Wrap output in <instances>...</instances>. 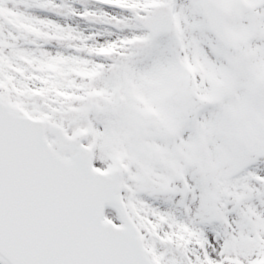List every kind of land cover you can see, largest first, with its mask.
Returning <instances> with one entry per match:
<instances>
[{
	"label": "snow or ice",
	"instance_id": "snow-or-ice-1",
	"mask_svg": "<svg viewBox=\"0 0 264 264\" xmlns=\"http://www.w3.org/2000/svg\"><path fill=\"white\" fill-rule=\"evenodd\" d=\"M0 264H264V0H0Z\"/></svg>",
	"mask_w": 264,
	"mask_h": 264
}]
</instances>
